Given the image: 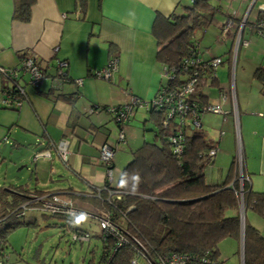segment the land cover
Instances as JSON below:
<instances>
[{
    "label": "crops",
    "instance_id": "0c3cea01",
    "mask_svg": "<svg viewBox=\"0 0 264 264\" xmlns=\"http://www.w3.org/2000/svg\"><path fill=\"white\" fill-rule=\"evenodd\" d=\"M14 1L0 0V66H16L22 56L33 53L49 74L54 71L57 59H65L68 75L83 78L78 87L64 83L55 88L45 78L32 88L22 76L19 81L25 90L22 103L16 108L0 106L1 151L2 145H8L5 148L8 157L14 156L20 164L27 159L34 164L27 180L17 183L15 189L21 190L20 185L35 196L52 192L64 197L78 192L89 194L106 178L105 164L98 158L103 143L115 145L112 156L115 184L122 169L114 162L115 152L124 149L128 151L124 158L128 154L130 159L131 151L142 140L140 130L150 122L146 120L148 111L137 107L124 124V139L118 141V125L102 107L119 105L131 94L146 101L155 95L163 80V64L156 58L152 21L157 14L181 13L179 3L187 0H83L85 8L79 0H35L28 21L13 19ZM214 3L221 11L214 14L206 28L196 29L195 36L201 59L215 56L222 59L216 68L219 86L215 93L206 92L208 102H220L227 113L225 118L218 113H204L203 122L200 117L201 130L218 148L204 167L205 181L220 184L228 175L234 177L236 170L230 167L238 126L243 168L249 175L250 187L264 191V94L252 76L256 66L264 65V37L250 28L264 11V0H214ZM227 20L230 24L223 31ZM241 21H247L240 34L249 42L239 43L235 54L233 41ZM112 54L118 57V67L111 80L92 76L93 69L105 66ZM248 55L253 57L247 61L244 58ZM3 85L9 86L10 82L0 73V88ZM77 89L79 95L74 94ZM219 89L229 93L228 99L220 101ZM60 92L64 97L57 95ZM233 99L238 121L233 118ZM89 107L92 113L86 112ZM220 130L224 134L220 135ZM61 138L68 142L65 164L51 148ZM44 148L50 150V156L33 159L35 152ZM0 158L4 154L0 153ZM77 200L79 207L87 209L86 201ZM251 213L247 222L264 234V219Z\"/></svg>",
    "mask_w": 264,
    "mask_h": 264
},
{
    "label": "trees",
    "instance_id": "16d2710c",
    "mask_svg": "<svg viewBox=\"0 0 264 264\" xmlns=\"http://www.w3.org/2000/svg\"><path fill=\"white\" fill-rule=\"evenodd\" d=\"M34 1L15 0L13 19L28 21ZM79 1L80 4H84L83 0ZM179 4L182 8L181 13L175 12L169 16L157 14L152 21V34L157 43L156 58L167 68L173 66L179 68L182 60L190 56L200 58L198 45L194 42L192 33L196 29L206 28L211 24L214 14L221 11L214 0H187V3ZM259 20L264 21V11L258 14L256 21ZM256 21L250 27L254 32ZM200 60L209 61L201 58ZM2 75L7 78L10 85H3L0 88V95L8 89L12 90L11 94L17 95L13 83H19L21 78L16 81L5 73ZM252 76L259 83L261 94H264V65L256 66ZM195 77V88L190 97L200 107L208 102L209 96L205 88L209 86L216 88L219 84L217 75L213 77L207 71L199 72ZM184 80L185 78L180 75L177 79L164 78L158 89L166 86L176 89ZM64 83L74 84L70 80ZM61 85L58 88H61ZM75 86L78 87L76 84ZM74 94L79 95L78 89ZM57 95L64 97L61 92ZM69 97H72V94ZM0 106L17 107L11 104ZM106 108L107 106L102 107L104 110ZM146 111H148L146 120L151 122L150 128L154 126L153 141H142L133 148L130 159L122 166L114 185L120 191L119 197L102 202L103 208L109 213L110 222L118 227L124 242L116 246L114 235H103L101 229L90 232L80 226H74L71 223L72 219L63 213L51 215L66 220L63 230L65 233L68 232L69 236L72 230H87L90 237H97L100 241L97 264H132L131 258L137 251L154 255L174 250L191 253L198 259L203 258V264H222L219 260L221 256L219 242L226 237L234 238L238 242L241 235L238 198L234 191L238 182L229 175L220 184L205 181L204 167L212 160L207 157V151L216 145L207 138L201 128L189 126L184 128L183 149L180 153H175L169 141V134L175 131L174 122L163 126L162 118L165 112L163 106L149 107ZM116 125L121 129L122 125ZM232 167L233 161L230 169ZM135 176L139 177V183L136 184V191L133 193L131 189ZM121 180L126 181L123 187ZM243 186L245 210L250 209L264 219V191L253 190L248 183ZM18 187L21 190H9L8 197L11 198L9 201L5 198L6 206L0 211V239L3 241L0 244V264L6 263L3 251L8 245L7 233L17 225L29 224L36 220L35 218L33 221L24 218L21 220L22 216H14V212L23 203L30 202L31 195L20 185ZM96 190L97 188L92 189L90 193H95ZM100 193L103 196L107 195L105 189ZM43 213L47 212H40L45 215ZM243 230V264H264V234L245 220Z\"/></svg>",
    "mask_w": 264,
    "mask_h": 264
},
{
    "label": "built area",
    "instance_id": "2783aa9c",
    "mask_svg": "<svg viewBox=\"0 0 264 264\" xmlns=\"http://www.w3.org/2000/svg\"><path fill=\"white\" fill-rule=\"evenodd\" d=\"M230 22L227 20L224 23V28L222 30H226L229 26ZM244 22L241 21L238 32L235 34L234 38V50L239 47V43L243 45L248 44V40L242 38L241 29ZM256 31L255 33L264 37V21H256L255 23ZM117 59L118 57L113 55L110 56L105 66L100 68H94L92 71V76L102 79H111L113 74L117 71ZM209 61L203 62L198 57L185 58L182 60L179 68L173 67H165L163 66V77L165 79H177L178 75L185 78L183 82H181V86L176 89L171 87H160L151 98V100L140 99L136 95H129L125 102L117 105H108L106 108V112L111 113L114 121L122 125L121 129L118 130V141L124 139L123 127L124 124L131 118L133 111L137 107H143L145 109L149 107L163 106L164 108V117L162 118L163 126H167L171 121L174 122L175 131L169 134V141L171 142V147L173 152L180 153L183 149V132L182 130L186 127L198 128L201 126L200 117L205 112H211L214 114H222L223 118H225V114L227 111L222 108L220 102H207L198 107L197 103L191 100L190 94L194 91V84L196 81V75L199 72L207 71L211 76H216V68L220 64L221 59L218 56L212 57L208 59ZM67 66L68 62L65 59H57L54 71L52 73H48L45 69L40 67L38 57L33 53H29L20 58L18 64L13 67H1L0 73H5L8 77L13 80H18L25 76V82L29 84L32 88L38 87L45 78H48L52 81L55 87H59L61 83L67 81H73L74 84L80 86L82 84L83 78H69L67 74ZM192 67V69H190ZM192 72H189V71ZM181 71H183L181 73ZM232 83V81H231ZM13 88L17 92V95L11 94V89H8L0 96V105H15L19 106L23 98L25 97V90L23 85L20 83H13ZM232 94H233V83H232ZM220 96V101H225L229 97V93L225 94V92H220L218 94ZM233 108V118L237 121V108H235V101L233 99L232 102ZM200 109V110H199ZM90 110H93L90 107ZM169 122V123H168ZM235 160L234 165L235 169L238 173V181L239 185L237 189H235V193L238 197V205L240 208V213L245 207L244 205V187L245 182H248V175L244 172L243 168V156H242V147L240 144V136L235 128ZM220 135L224 134L223 130L219 131ZM67 140L64 138L59 139L51 145L53 151L56 153L57 157L63 164L67 162L68 159V148H67ZM98 158L101 162L105 164V174L106 178L103 184H107V186L103 187V185L98 186L95 193H89L86 195H80L81 193H70L67 196L60 195L59 193L52 192L47 194H42L40 197L36 198L37 201L33 198V203L25 202L23 203L18 210L14 212V216L21 217L26 214L28 211H38V212H47V213H63L69 219H74L75 216L80 213H84L87 217H91L95 219L98 223L99 229L103 231V235L109 234L114 235L115 245L118 246L124 242L123 235H120L118 232L119 229L116 225L110 222V216L108 211H106L102 202L106 200L107 202L111 201L112 197L118 198L120 195V191L112 184V168H111V160L115 151V145L110 143H103L99 147ZM50 150H46L42 152L45 156H50ZM218 148L212 147L207 151V157L212 159V157L216 154ZM38 156V153L34 154ZM34 156V158H35ZM105 189L107 192L106 196L101 195V190ZM86 198V199H85ZM77 199L87 202V209L79 207L77 205ZM31 201V199L29 200ZM90 233L87 230L76 231L72 230L70 232V239L72 241L78 242H86L90 238ZM3 241L0 239V244ZM3 255V254H2ZM4 256V255H3ZM132 264H142L141 259L144 260L145 264H203V258H197L191 253L188 252H180V251H171V252H162L157 254H149L144 253L142 251H137L134 257L131 258Z\"/></svg>",
    "mask_w": 264,
    "mask_h": 264
},
{
    "label": "rangeland",
    "instance_id": "374dc122",
    "mask_svg": "<svg viewBox=\"0 0 264 264\" xmlns=\"http://www.w3.org/2000/svg\"><path fill=\"white\" fill-rule=\"evenodd\" d=\"M197 31L198 30H195L192 33L195 43L197 42V38L195 36ZM233 51L235 50L233 49ZM236 51L233 53L236 54ZM252 57L253 56L248 55L247 58L244 59L248 61ZM205 91L215 93L216 88L209 86L205 88ZM86 112L92 113L90 107L86 110ZM205 114L213 115L214 113L205 112ZM150 123L146 122L144 129L140 130L143 136L140 143L145 140L153 141L154 136L152 129L154 126L152 125V127L149 128ZM110 136L111 138H114V135ZM7 146L8 145H2V148L4 149L2 150L3 153L1 151V154H4V158H0V211L6 206L5 198H8L6 201H9L11 198L8 197L10 194L9 190L15 189V185L27 180L25 178L29 176L32 171L31 168H33L34 165L33 162L28 159L26 162H24V164H20L17 163V158L14 156L8 157L9 152H6L5 149ZM46 150L47 149L44 148L41 152L36 153L39 154L38 156H45L42 152ZM126 153H128V151H125L124 149L115 152V157L113 159L118 167H122L125 159L128 158V154L127 158H124ZM112 164L113 162L110 164L112 168L111 174L114 178L115 172H113ZM22 175L24 179L21 177ZM113 178L112 184L115 185L113 183ZM233 178H236V181L239 184L238 173L236 171ZM32 182L33 180H29V183ZM41 195L42 194H37L36 196L30 195V202L33 203L34 200L37 201L36 198L40 197ZM77 205L79 204L77 203ZM34 210L26 212V214L21 218V220L24 218L25 220L32 221L33 218H35L36 220L34 222L17 225L14 229H11L7 233L6 240H8V245L3 251L6 256L5 264H97L100 254V241L97 239V237H90V242L72 241L70 239L69 233H65V230H63L64 224H66L65 219L53 216L51 213H43L45 215L40 213L37 214V211ZM251 212L252 211H250V209H246L244 211L245 221L248 220V217L250 218L252 214ZM78 226L86 227L90 232L99 230L97 221L91 217H87V219L81 222ZM218 249L221 255L219 260L222 262V264H240V254L238 252L239 239L237 242L236 239L231 237L223 238V240H221L218 244ZM141 262L142 264H145L143 259H141Z\"/></svg>",
    "mask_w": 264,
    "mask_h": 264
},
{
    "label": "clouds",
    "instance_id": "9594fccd",
    "mask_svg": "<svg viewBox=\"0 0 264 264\" xmlns=\"http://www.w3.org/2000/svg\"><path fill=\"white\" fill-rule=\"evenodd\" d=\"M254 22L256 21V20H253ZM244 22V21H243ZM244 24H245V22H244ZM244 24H243V26H244ZM243 26H242V28H243ZM242 30V29H241ZM222 62V61H221ZM163 79H164V77H163ZM108 80H111V79H108ZM158 90V89H157ZM153 98V97H152ZM151 100V99H150ZM149 101V100H148ZM235 108H236V106H235ZM146 110V109H145ZM237 120V119H236ZM238 121V120H237ZM117 124V123H116ZM201 127V126H200ZM200 127H198V128H200ZM191 128V127H190ZM237 130H238V126H237ZM219 133V132H218ZM239 136H240V133H239ZM217 147V146H216ZM235 155V154H234ZM214 158V156L212 157V159ZM234 160H235V157H234ZM234 160H233V166H234V169H235V165H234ZM243 160H244V158H243ZM236 170V169H235ZM237 172V171H236ZM244 172L248 175V173L246 172V170H245V168H244ZM133 180H134V184H133V187H132V189H131V191L133 192V193H135V191H136V184H138L139 183V177L138 176H135V177H133ZM248 180H249V175H248ZM246 184L248 183V184H250V180L248 181V182H245ZM126 184V181H124V180H121V187H123L124 185ZM239 185V184H238ZM238 187V186H237ZM244 187V186H243ZM235 189H237V188H235ZM245 190V189H244ZM238 198V197H237ZM238 200V199H237ZM244 211H245V207H244V209H243V211H242V214L240 213V208H239V218H240V220H243V224H244V220H245V217H244ZM37 213H38V211H37ZM87 219V217H86V215L84 214V213H80L79 215H77V216H75V218H74V220H73V223L74 224H76V225H79L81 222H83V221H85ZM240 243V242H239ZM239 254H240V246H239ZM240 258H241V254H240Z\"/></svg>",
    "mask_w": 264,
    "mask_h": 264
},
{
    "label": "water",
    "instance_id": "95a60500",
    "mask_svg": "<svg viewBox=\"0 0 264 264\" xmlns=\"http://www.w3.org/2000/svg\"><path fill=\"white\" fill-rule=\"evenodd\" d=\"M0 153H1V149H0ZM243 236H244V230H243V220H241V235L239 237V246H240V254H241V258H240V264H243Z\"/></svg>",
    "mask_w": 264,
    "mask_h": 264
}]
</instances>
